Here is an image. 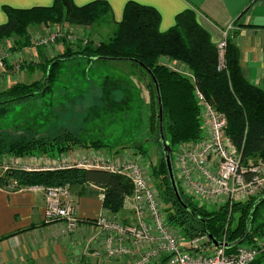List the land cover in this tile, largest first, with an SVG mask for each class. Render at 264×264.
Returning <instances> with one entry per match:
<instances>
[{
    "label": "trees",
    "instance_id": "16d2710c",
    "mask_svg": "<svg viewBox=\"0 0 264 264\" xmlns=\"http://www.w3.org/2000/svg\"><path fill=\"white\" fill-rule=\"evenodd\" d=\"M5 13L8 22L0 26V41L9 38L11 34L26 37L28 22L36 25L50 22L91 27L105 19L111 13V8L102 0L83 7H77L73 0H55L54 5L49 8L32 10L5 8ZM32 15L38 17V20L29 21L28 17ZM160 24L161 15L156 9L128 2L121 22L116 24L114 36L107 42L87 41L80 50L81 54L90 59L88 64L90 68L96 63L115 59L132 62L150 78L147 70L153 73L160 87L164 135L171 148L173 169L175 149L182 144L198 143L206 136L202 111L196 99L197 90L215 110L226 117L228 124L226 134L242 151L244 161L264 162V88L252 85L243 75L237 45L233 40L228 39L225 52L226 67L219 71L217 45L199 23L195 11L186 10L180 13L175 19V25L167 32L160 31ZM26 41L29 42L27 46L31 45V39ZM70 51L71 49L67 47L63 58L51 59L46 67L45 85L40 90L34 92L31 86L16 84L8 90L0 91V113L18 105L29 104L50 91L52 82L56 77H60L61 71L58 67L74 56L70 55ZM161 58L183 65L189 72V77L193 79L160 64ZM43 65L44 63L41 64ZM107 79L106 77V81ZM165 118L169 120L167 125L169 140L166 136ZM107 147L108 145L100 140H82L73 133L65 131L62 136L51 141L50 139L31 140L25 137L8 141L0 138V157L21 159L38 155L54 159L52 157L57 153L77 152L80 149L101 150ZM162 158L161 167L168 174L163 150ZM132 159L137 161L135 155ZM156 174L157 172L153 170L152 176ZM174 174L185 206L178 201L169 176L168 185L166 179H163L167 195L160 190L157 180L151 179V182L158 192L162 208L163 203L169 206L165 210L167 223L184 240H190L191 243L197 238H207L208 240L203 241L201 245L207 250L214 248L211 237L219 243L232 246L228 249L230 253L240 247H256L260 239H264V221L260 217V211L264 208V199L260 201V198H253L235 203L232 209L227 205L209 208L187 195L180 185L175 170ZM9 176L18 182L20 188L69 185L78 187L80 196L97 195L96 190H101L103 208L115 218L126 206V199L133 195V185L130 180L102 169L74 167L53 171H16L9 173ZM1 183L3 184L2 179ZM244 219H246L245 224H243ZM239 240L241 241L235 245ZM181 244L185 250L191 249L190 244L185 247L182 240ZM254 264H264V253L260 254Z\"/></svg>",
    "mask_w": 264,
    "mask_h": 264
},
{
    "label": "rangeland",
    "instance_id": "374dc122",
    "mask_svg": "<svg viewBox=\"0 0 264 264\" xmlns=\"http://www.w3.org/2000/svg\"><path fill=\"white\" fill-rule=\"evenodd\" d=\"M28 20H38V17L32 15L28 17ZM69 26L63 23L48 22L36 25L33 22H28L26 37L11 34L9 38L1 40L0 57H2V50L5 48L11 49V55L9 60L5 61L6 72L0 73V91L8 90L16 84L31 86L34 92L44 87L48 63L51 59L63 58V55H56L53 58L46 47L42 49L41 46H36V40L39 41L47 30L48 34L52 33L51 29L54 28L69 30L71 29ZM91 27L95 34L91 40L93 43L107 42L116 32V26L107 18ZM25 39H31L30 47L27 46L29 42ZM63 42L71 49L70 55L74 56L69 59V63L64 62L58 67L61 74L52 82L50 91L29 104L18 105L0 113V138H5L8 141L20 137L31 140L50 139L51 141L68 131L82 140H100L108 145V149H105L108 153L111 152L110 150L121 149L113 154V158L121 161L123 155H128L131 159L135 155L137 161L144 167V173L148 178L151 177L150 187H154L151 179L152 181L157 180L160 190L167 195L165 188L169 179L168 174L161 167L163 158L158 132V105L151 78L140 67L129 61H106L96 63L93 68H90L88 65L90 59L82 55L80 51L84 45L75 43L70 47L66 41ZM63 42L59 40L52 45ZM16 53H19L18 55L24 61L20 71H15L12 68L13 56ZM39 59L44 63L43 66ZM163 59L166 58H161L159 63ZM171 70L190 76L186 68L184 71L171 67ZM189 78L193 79V77ZM168 122V118H165L167 140H169ZM203 134L205 135V132ZM138 139L140 143H138ZM134 141H136L135 144L133 143L134 146H129ZM124 146H127V153L123 151ZM100 155L105 157L106 154ZM40 160L43 161L45 158L38 155L23 157L17 163L15 157H0V177L3 184H7L10 189L20 188L18 182L10 178L9 173L46 170L50 167V164L46 165ZM77 160L73 157L70 164L79 165ZM91 166H98V163ZM83 169L85 168L83 167ZM153 170L157 172L154 177L152 176ZM174 170L176 173L175 166ZM176 176L179 178L178 173ZM163 179H166V185H164ZM71 188L74 190L78 187ZM168 207L163 203L164 211ZM164 215H166V211ZM260 217L264 221V208L260 211ZM245 223L246 219L243 220V224ZM176 233L178 232L176 231ZM179 236L184 246L188 247L190 240H184L180 234ZM259 244L264 245V239H260L257 245Z\"/></svg>",
    "mask_w": 264,
    "mask_h": 264
},
{
    "label": "built area",
    "instance_id": "2783aa9c",
    "mask_svg": "<svg viewBox=\"0 0 264 264\" xmlns=\"http://www.w3.org/2000/svg\"><path fill=\"white\" fill-rule=\"evenodd\" d=\"M232 29L233 25H229L223 37L216 42L219 71L226 67L225 52ZM51 30L52 33L48 34L46 33L48 30L45 31L36 43L46 49L62 39L72 46L79 42H82V45L87 43L86 39H80L71 30L65 28ZM18 54L13 56L12 68L15 71H20L24 62ZM10 55L11 49L2 50L0 73L6 72L5 61L9 60ZM196 99L202 111L206 136L198 143L182 144L175 150L174 166L183 191L210 208L227 205L232 209L235 203L264 196V162L244 161L242 151L226 134L228 127L226 117L215 110L198 90ZM74 158L78 159L79 165H71L72 160L64 158H47L40 161L46 165L50 164L46 169L50 171L74 167L106 170L124 176L133 185V195L126 199V207L131 210L132 219L126 221L105 216L97 221L106 236L104 253L109 259L123 260V264H254L260 254L264 253V245L261 244L252 248L240 247L230 253L224 247H211L205 250L201 245L208 239L203 237L194 239L190 243L191 249L185 250L179 234L167 223L158 192L154 187H150V177L144 173V167L139 161L129 158L128 155H123L120 161L112 156L104 157L94 152L87 156L78 152ZM16 160L17 163L21 161ZM94 163H98V166L92 167ZM40 189L46 197L45 220L47 222L62 220L71 230L75 229L78 221L75 217L70 186ZM136 251L141 255L133 258Z\"/></svg>",
    "mask_w": 264,
    "mask_h": 264
},
{
    "label": "crops",
    "instance_id": "0c3cea01",
    "mask_svg": "<svg viewBox=\"0 0 264 264\" xmlns=\"http://www.w3.org/2000/svg\"><path fill=\"white\" fill-rule=\"evenodd\" d=\"M94 1L98 0H73L77 7L86 6ZM102 1L110 5L111 13L106 18L114 26L121 22L128 2L156 9L161 15V32L171 29L175 25L176 17L186 10L196 12L199 23L210 34L214 43L223 37L229 25H233L229 39L233 40L239 49V63L243 75L252 85L264 87V0ZM54 3L55 0H0V26L8 22L5 8L32 10L49 8ZM69 28L77 33L80 39L91 41L93 35L95 36L92 27L69 26ZM67 44L70 45L68 42ZM36 46L40 45L36 43ZM67 47L63 42L52 45V48L46 50L55 58L56 55H64ZM66 62L69 63L70 60ZM160 64L173 69H185L183 65L172 63L168 59L161 60ZM133 143L135 144L136 141L129 146H134ZM138 143H140L139 139ZM123 148L125 152L128 150L127 146ZM105 149H80L77 152L57 153L52 158H64L70 161L78 155V152H82L84 156L91 152L114 156L113 154L121 150L118 148L108 153ZM47 158L50 157H45ZM40 188L10 189L1 183L0 177V264L124 263L123 260L109 259L104 253L106 236L97 221L101 217L111 218L113 215L103 208L101 190H96L97 195L80 196L79 188L70 189L75 217L78 221L76 228L71 230L65 221L45 220L46 197ZM132 217L131 210L125 206L116 218L130 221ZM138 256L139 252L136 251L133 258Z\"/></svg>",
    "mask_w": 264,
    "mask_h": 264
},
{
    "label": "water",
    "instance_id": "95a60500",
    "mask_svg": "<svg viewBox=\"0 0 264 264\" xmlns=\"http://www.w3.org/2000/svg\"><path fill=\"white\" fill-rule=\"evenodd\" d=\"M109 61H116L115 59H109ZM149 75L151 76V79L153 81V84L155 86L156 89V96H157V102H158V126H159V136H160V142H161V146H162V150L164 152V156H165V161H166V167L168 170V176L172 185V188L174 190V193L178 199V201L185 206L177 182H176V178H175V174H174V169H173V163H172V158H171V148L169 146V143L166 141L165 135H164V112H163V103H162V97H161V92H160V87L159 84L157 82L156 77L153 75V73L150 70H147ZM264 199V196L260 197V201ZM259 201V202H260ZM212 244L215 248H221L224 247L227 250L230 249L232 246H228L227 244L224 243H219L217 242L215 239L211 238ZM242 240V239H241ZM241 240H239L238 242L235 243L238 244Z\"/></svg>",
    "mask_w": 264,
    "mask_h": 264
}]
</instances>
